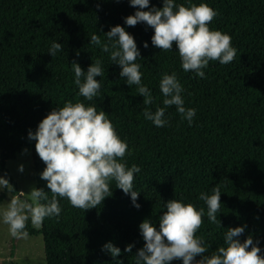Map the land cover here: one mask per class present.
I'll return each instance as SVG.
<instances>
[{"label":"trees","instance_id":"obj_1","mask_svg":"<svg viewBox=\"0 0 264 264\" xmlns=\"http://www.w3.org/2000/svg\"><path fill=\"white\" fill-rule=\"evenodd\" d=\"M174 2L185 6L203 2L213 8L217 15L209 27L231 36L237 51L234 61L226 65L209 61L204 78L185 72L175 44L173 50L162 51L152 45L151 27L125 23V17L137 10L129 0H0V173L6 174L10 193L17 195L18 189L6 162L30 149L36 188L51 198L40 176L46 165L28 132H35L52 109L67 101L79 100L105 111L128 145L122 162L141 169L133 182L139 208L112 181V195L96 208L83 211L58 197L59 218H45L39 228L29 220L26 231L42 235L46 264H135L136 252L144 245L139 224L147 218L159 228V216L170 199L204 209L196 236L203 238L206 255L224 245L229 227L244 225L239 239L252 235L264 255V0ZM162 6L163 0H150L144 10ZM117 24L133 35L140 50L135 62L153 97L151 105H144L137 86H129L120 76L110 52L90 43L93 34L102 44L109 43L105 33ZM53 42L62 45L54 56L49 53ZM97 59L104 71L95 77L101 88L87 101L78 95L72 62L86 72ZM164 73L176 74L185 107L196 109L191 125L174 105L165 108L164 127L145 119L146 107L152 112L164 107L159 87ZM144 186L156 189L162 200L142 194ZM214 186L221 191L217 219L222 226L209 221L207 205L199 199L201 192L211 194ZM109 241L121 249L117 258L102 251ZM128 244L133 245L131 253L124 251Z\"/></svg>","mask_w":264,"mask_h":264},{"label":"clouds","instance_id":"obj_2","mask_svg":"<svg viewBox=\"0 0 264 264\" xmlns=\"http://www.w3.org/2000/svg\"><path fill=\"white\" fill-rule=\"evenodd\" d=\"M137 8L134 14L125 17L128 26L145 23L154 30L152 45L162 51L173 50L176 45L182 68L185 72H195L204 78L203 71L209 61L229 64L236 58L237 51L232 46L231 36L209 27L217 12L207 3L176 4L174 0H163L161 8L152 7L150 0H129ZM109 43L101 42L99 35L93 34L90 43L100 46L102 51L110 52V60L120 66V76L126 78L129 86L136 85L144 105L153 103V97L146 85L142 84L140 65L136 63L141 57L133 35L117 24L105 33ZM144 47L148 43L144 42ZM62 50V45L53 42L49 53L54 56ZM102 61L97 59L85 72L73 61L74 83L79 89V96L91 101L97 97L101 88L95 79L103 76ZM83 77V81L82 78ZM164 96V107H157L155 112L145 108L144 117L156 127H164L165 108L175 106L182 119L192 124L196 109L186 108L182 84L175 73L162 74L159 82ZM28 138L35 140V150L46 167L41 172V179L47 182L48 193L43 188L33 187L28 192V199L18 198L0 208V218L8 225L10 234L16 238L27 236V222L30 220L39 228L45 218H59L61 207L59 198H65L70 205L83 211L96 208L106 197L112 195L110 184L125 194H130L136 208L138 192L133 189L135 173L141 171L133 164L128 167L124 160L128 152L127 143L120 138L113 123L105 111H97L94 105L81 101H67L62 107L52 109L38 124L35 132L29 130ZM19 170L23 172V165ZM9 181L0 177V191L7 189ZM221 191L214 186L211 194L201 192L199 199L207 205L209 221L222 226L217 219L220 211ZM166 211L159 216V228L149 219L139 224L144 245L136 252L135 264H172L182 260L183 264H264V255L253 240L252 235L241 241L246 225L229 227L224 236V245L219 246L211 255H206L208 248L203 238L196 233L203 224L204 209L191 203L170 199L165 204ZM133 245L128 244L124 251L132 252ZM114 258L121 255V249L111 241L102 246ZM201 257L197 260L196 257Z\"/></svg>","mask_w":264,"mask_h":264},{"label":"rangeland","instance_id":"obj_3","mask_svg":"<svg viewBox=\"0 0 264 264\" xmlns=\"http://www.w3.org/2000/svg\"><path fill=\"white\" fill-rule=\"evenodd\" d=\"M20 165H23V172L19 170ZM6 167L15 182L18 195L10 193L11 186L0 191V208L5 207L12 198L27 200L28 192L36 187L30 149H22L14 159L7 160ZM0 177L6 178V174L0 173ZM140 192L153 201L162 200L157 190L152 187L144 186ZM0 264H46L42 235L27 234L23 238L13 237L8 225L4 224L0 218Z\"/></svg>","mask_w":264,"mask_h":264},{"label":"water","instance_id":"obj_4","mask_svg":"<svg viewBox=\"0 0 264 264\" xmlns=\"http://www.w3.org/2000/svg\"><path fill=\"white\" fill-rule=\"evenodd\" d=\"M17 195H18V194H17ZM17 195H16V196H17ZM19 197H21V198H22V196H21V195H19Z\"/></svg>","mask_w":264,"mask_h":264}]
</instances>
